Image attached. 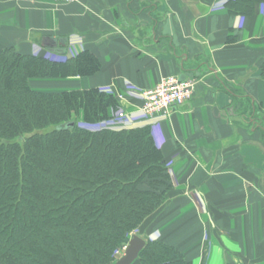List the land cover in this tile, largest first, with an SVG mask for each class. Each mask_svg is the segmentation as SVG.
<instances>
[{
    "label": "crops",
    "instance_id": "obj_1",
    "mask_svg": "<svg viewBox=\"0 0 264 264\" xmlns=\"http://www.w3.org/2000/svg\"><path fill=\"white\" fill-rule=\"evenodd\" d=\"M228 1L0 0V48L100 60L95 74L32 78L33 89L99 88L118 100L109 118L124 112L131 128L151 126L172 187L138 234L192 264H264V2L248 16ZM45 36L67 38V53L49 51ZM164 76L196 86L154 122L135 93Z\"/></svg>",
    "mask_w": 264,
    "mask_h": 264
},
{
    "label": "trees",
    "instance_id": "obj_2",
    "mask_svg": "<svg viewBox=\"0 0 264 264\" xmlns=\"http://www.w3.org/2000/svg\"><path fill=\"white\" fill-rule=\"evenodd\" d=\"M263 2L227 5L250 16ZM100 69L88 50L59 60L0 48V264H113L164 204L172 184L150 125L92 129L118 108L114 94L40 92L30 82ZM133 264L192 263L149 239Z\"/></svg>",
    "mask_w": 264,
    "mask_h": 264
},
{
    "label": "built area",
    "instance_id": "obj_3",
    "mask_svg": "<svg viewBox=\"0 0 264 264\" xmlns=\"http://www.w3.org/2000/svg\"><path fill=\"white\" fill-rule=\"evenodd\" d=\"M54 3H68L75 0H52ZM196 83L192 79H179L175 76H164L153 88L144 89L135 93L142 101L141 113L151 121L158 122L165 118L174 107L185 103L192 97ZM132 122L128 116L121 112L118 117H110L98 124L90 125L95 128H131ZM128 244L125 245L118 254L124 252Z\"/></svg>",
    "mask_w": 264,
    "mask_h": 264
},
{
    "label": "water",
    "instance_id": "obj_4",
    "mask_svg": "<svg viewBox=\"0 0 264 264\" xmlns=\"http://www.w3.org/2000/svg\"><path fill=\"white\" fill-rule=\"evenodd\" d=\"M44 46L53 53L64 55L67 50L63 45H66L67 38H54L45 36L43 38ZM75 124L74 121L62 125V128H70ZM147 244V240L139 234H133L127 248L124 250L123 255L119 257L113 264H133L139 257L140 252Z\"/></svg>",
    "mask_w": 264,
    "mask_h": 264
},
{
    "label": "rangeland",
    "instance_id": "obj_5",
    "mask_svg": "<svg viewBox=\"0 0 264 264\" xmlns=\"http://www.w3.org/2000/svg\"><path fill=\"white\" fill-rule=\"evenodd\" d=\"M31 80H32V79H31ZM81 123H82V122H81ZM133 234H138V230H135L133 233H131V234H130V238L132 237ZM122 255H123L122 253H120V254L117 253V259H118L119 257H121Z\"/></svg>",
    "mask_w": 264,
    "mask_h": 264
}]
</instances>
